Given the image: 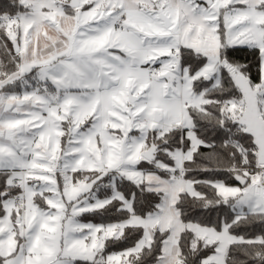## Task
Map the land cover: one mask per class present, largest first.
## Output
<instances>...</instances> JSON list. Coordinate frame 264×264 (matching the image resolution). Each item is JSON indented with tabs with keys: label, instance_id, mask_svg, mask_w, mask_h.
<instances>
[{
	"label": "snow or ice",
	"instance_id": "obj_1",
	"mask_svg": "<svg viewBox=\"0 0 264 264\" xmlns=\"http://www.w3.org/2000/svg\"><path fill=\"white\" fill-rule=\"evenodd\" d=\"M0 264H264V0H9Z\"/></svg>",
	"mask_w": 264,
	"mask_h": 264
},
{
	"label": "trees",
	"instance_id": "obj_2",
	"mask_svg": "<svg viewBox=\"0 0 264 264\" xmlns=\"http://www.w3.org/2000/svg\"><path fill=\"white\" fill-rule=\"evenodd\" d=\"M8 3H9V0H0V11H2L4 9V7ZM235 59L241 61L242 63L254 64L253 56L247 51H243V50L237 51L235 53ZM252 71H253V73H255L256 72V68L253 67ZM199 178L205 179V178H208V177L201 175ZM82 219L84 221L93 222V223L110 222L108 220H102L100 217L92 216L90 214H84ZM260 231H261L260 228L258 226H256V227H253V228L249 229V234H251L252 232H254L256 234H259ZM124 246L125 245H123L121 242H117L116 244L110 245V247L108 248V251L109 252L121 251V250H123Z\"/></svg>",
	"mask_w": 264,
	"mask_h": 264
},
{
	"label": "rangeland",
	"instance_id": "obj_3",
	"mask_svg": "<svg viewBox=\"0 0 264 264\" xmlns=\"http://www.w3.org/2000/svg\"><path fill=\"white\" fill-rule=\"evenodd\" d=\"M83 220V219H82ZM84 221V220H83ZM84 222H88V221H84ZM117 252H119V251H117Z\"/></svg>",
	"mask_w": 264,
	"mask_h": 264
}]
</instances>
